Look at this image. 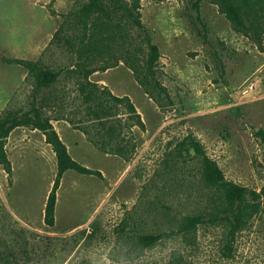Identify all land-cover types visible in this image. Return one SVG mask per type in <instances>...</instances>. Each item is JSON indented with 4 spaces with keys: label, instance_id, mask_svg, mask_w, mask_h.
Here are the masks:
<instances>
[{
    "label": "rangeland",
    "instance_id": "obj_1",
    "mask_svg": "<svg viewBox=\"0 0 264 264\" xmlns=\"http://www.w3.org/2000/svg\"><path fill=\"white\" fill-rule=\"evenodd\" d=\"M136 1L124 0L138 3L140 27L87 21L79 11L88 0H0V58L57 72L37 93L29 71L0 61V117L37 106L52 121L69 123L59 133L70 156L102 174L65 172L47 227L42 211L55 161L40 132L13 130L5 145L9 178L0 166V264H89L87 253L113 236L134 246L139 235L170 231L183 216L212 210L218 193L203 181L198 158L192 150L175 156L187 137L226 180L257 192L264 185V142L255 135L264 130V13L247 14L256 21L245 34L211 0L200 3L199 16L193 0ZM85 34L86 48L100 53L88 60L76 52ZM148 44L160 57L146 92L129 66L141 68ZM87 82L128 96L143 127L130 128L128 112L111 101L96 116L80 92ZM249 83L253 90L242 94ZM76 131L89 146L75 144ZM101 138L108 153L89 140ZM225 234L223 225L198 226L190 242L180 237L182 251L167 264H264V195L237 233L231 258L220 254Z\"/></svg>",
    "mask_w": 264,
    "mask_h": 264
},
{
    "label": "trees",
    "instance_id": "obj_2",
    "mask_svg": "<svg viewBox=\"0 0 264 264\" xmlns=\"http://www.w3.org/2000/svg\"><path fill=\"white\" fill-rule=\"evenodd\" d=\"M202 1L203 0H193L192 8L196 11L197 16H199V6ZM211 1L218 6L220 12L225 16L236 32L246 34L253 30V24L256 20L251 21L250 17H247V14L249 16V13H264V0ZM135 2L138 1L135 0ZM138 8V3L128 5L124 0H88L79 12L80 16L87 19V21L95 20L98 22L106 21L111 23L116 20L117 22H125L140 27V13ZM202 28L206 31L203 24ZM87 38V34H85L80 46H78L79 49L76 50L80 59L88 60L100 54L99 51H95L94 47L86 48L87 45H85V40ZM159 57L160 53L158 47L154 44H148L147 56L141 68L137 69L132 64L129 66L137 84L146 92L149 91L147 88L148 80L153 76L154 67ZM0 61L7 64L20 65L29 71L34 78L35 90L37 93L49 88L57 78V72L45 70L36 62L6 58H0ZM97 88V84L90 82L80 87L84 103L89 107V103L93 101V108H89L96 116H98V112L103 111L106 104L111 101L123 106L128 112V120L130 121L128 126L130 128L133 126L143 127L139 114L136 112L128 96H115L111 94L106 87H102L100 91ZM102 94L104 95L102 96ZM101 124L103 125V123ZM17 128H26L28 130L40 132L44 137L45 144L49 146L54 154L56 171L42 212L43 224L47 227H52L55 222L57 191L64 173L67 171H74L78 174L92 176L97 179H101L102 174L98 170L88 168L75 161L68 153L67 147L54 129L51 119L45 116L37 106H31L27 110H19L16 112L6 111L0 117V166L8 175V178L12 170L5 145L11 132ZM255 135L260 137L264 142V130L259 129L255 132ZM89 140L96 149L103 153H108L109 150L107 149L105 139L101 138L96 141ZM191 150L193 151V156L199 160V169L203 181L207 186L214 188L218 193L215 207L208 212H197L183 216L176 228L170 231L139 235L136 237L134 246L151 248L161 241H167L176 236L181 237L187 243L193 238L198 226L223 225L226 234L224 244L220 249V254L223 258H231L234 252L237 233L259 209L260 198L264 195V185L261 190L257 192L226 180L217 163L210 159L203 152L200 144L191 137L179 141L174 147L175 156L178 158H184L186 155H189ZM127 226L128 222L125 220L122 225L118 227V230L124 232Z\"/></svg>",
    "mask_w": 264,
    "mask_h": 264
},
{
    "label": "clouds",
    "instance_id": "obj_3",
    "mask_svg": "<svg viewBox=\"0 0 264 264\" xmlns=\"http://www.w3.org/2000/svg\"><path fill=\"white\" fill-rule=\"evenodd\" d=\"M182 239L164 242L151 249L133 246L114 236L87 253L89 264H167L173 252L182 251Z\"/></svg>",
    "mask_w": 264,
    "mask_h": 264
},
{
    "label": "crops",
    "instance_id": "obj_4",
    "mask_svg": "<svg viewBox=\"0 0 264 264\" xmlns=\"http://www.w3.org/2000/svg\"><path fill=\"white\" fill-rule=\"evenodd\" d=\"M51 123H52V125H53V127H54V129L56 130V132L58 133V135H59V137L61 138V140L62 141H64L63 139H62V137L60 136V133H59V126L61 125L62 126V124H65L64 126H66L68 129H70L71 128V126H70V124L69 123H67V122H59V121H52L51 120ZM75 135V141H77V142H75V144H79V145H82L83 146V149H84V146L85 145H87V146H89L90 145V143L88 142V140L86 139V136L82 133V132H78V131H76L75 133H74ZM43 139H44V137H43ZM64 143V142H63ZM89 144V145H88ZM47 145V144H46ZM48 146V145H47ZM65 146L67 147V150H68V146L65 144ZM49 147V146H48ZM92 148V147H91ZM50 151H51V149H50ZM69 153V152H68ZM51 154H52V160L53 161H55V157H54V154H53V152L51 151ZM89 168V167H88ZM50 190V189H49ZM49 190H48V192H49ZM48 192H47V195H48ZM47 195H46V197H47ZM45 200H46V198H45ZM44 204H45V202H44ZM44 208V207H43ZM43 212V211H42Z\"/></svg>",
    "mask_w": 264,
    "mask_h": 264
},
{
    "label": "built area",
    "instance_id": "obj_5",
    "mask_svg": "<svg viewBox=\"0 0 264 264\" xmlns=\"http://www.w3.org/2000/svg\"><path fill=\"white\" fill-rule=\"evenodd\" d=\"M253 90V83H249L245 86V88L242 91V94H248Z\"/></svg>",
    "mask_w": 264,
    "mask_h": 264
}]
</instances>
